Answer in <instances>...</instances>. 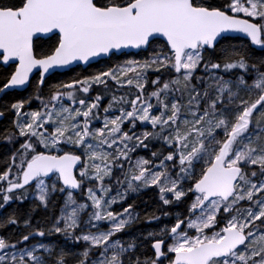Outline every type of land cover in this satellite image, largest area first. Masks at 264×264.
<instances>
[{
	"label": "snow or ice",
	"instance_id": "6c2138e0",
	"mask_svg": "<svg viewBox=\"0 0 264 264\" xmlns=\"http://www.w3.org/2000/svg\"><path fill=\"white\" fill-rule=\"evenodd\" d=\"M242 37L264 49V0H0V97L32 90L0 103L19 140L0 171V211L16 205L0 264H264V57ZM148 189L160 203L143 220L173 222L123 239L140 219L124 202Z\"/></svg>",
	"mask_w": 264,
	"mask_h": 264
},
{
	"label": "trees",
	"instance_id": "16d2710c",
	"mask_svg": "<svg viewBox=\"0 0 264 264\" xmlns=\"http://www.w3.org/2000/svg\"><path fill=\"white\" fill-rule=\"evenodd\" d=\"M235 45L238 46L240 49H247V51L251 54L252 57L257 58V57H264V49H257L254 47V45H251V42L246 40V39H240L237 41H233ZM47 47V45H46ZM143 55V54H142ZM140 56H135V55H129L128 57H119V58H113L105 61H101L95 65H92L88 67L87 69H82L80 67H77L67 73L63 74H56V78L52 81V83H57L60 81H71L75 78H83L92 74L97 73L98 71L102 69H107L109 67H115L116 65H122L124 64L125 60H131V59H140ZM8 70L0 68V86L3 85L4 80L3 77L7 75ZM149 78H153V74L149 73ZM31 89H27L25 92H13L12 95L3 97L0 101V103H3L5 100H14L21 98L23 96H27L31 94ZM104 104H107V99H105ZM34 104L32 105V107ZM12 116L9 113L7 118L3 119L0 122V141H1V146H0V171H3L6 161L8 157L10 156L11 152L15 147H18L19 140L15 141L14 144L10 145L7 142V133L9 131H12V124H11ZM127 127V126H125ZM138 130H140L138 126ZM147 155L145 150H141L137 155ZM78 198L83 200L82 196L78 195ZM61 197L58 198V203L56 205V208L53 210L55 214L59 213L60 207H61ZM132 200H135V208L134 212L139 213L140 219L136 220L131 227L122 235L123 239H129L132 238L138 234L141 233H146L149 230H157L160 227L164 226L165 224L170 225L173 222L174 217L172 218H163L160 221H157L155 223H147L146 221L143 220V217L145 213H151L154 209H158L159 207V200L158 196L156 194L155 189L145 191L138 196H130L129 200L124 202V205H127L130 203ZM16 207L15 204L9 205L6 209L3 211H0V223H2L7 215L13 211V209ZM23 212L27 213L29 210V202H25V204L22 206ZM172 213H186L187 212V204H180L178 206H173L168 209ZM162 211V210H161ZM157 214H160V211L157 212ZM21 220L25 219V216L22 215ZM45 218V213L42 211H38L32 215V221L35 223L37 220H43ZM15 230V226L8 225L7 227L0 228V237H7L13 231ZM56 238L53 237L52 240H55Z\"/></svg>",
	"mask_w": 264,
	"mask_h": 264
},
{
	"label": "water",
	"instance_id": "95a60500",
	"mask_svg": "<svg viewBox=\"0 0 264 264\" xmlns=\"http://www.w3.org/2000/svg\"><path fill=\"white\" fill-rule=\"evenodd\" d=\"M241 39H246V40H248V41H250L248 38H246V37H242ZM254 47H256L257 49H260V48H258L257 46H255L254 45ZM130 52H132V53H135V50H129ZM105 60H109V58H104V60L103 61H105ZM101 62V61H100ZM97 63H99V62H97V61H93V62H91V65L90 66H92V65H95V64H97ZM89 65H84V64H78V65H73L71 68H69V69H58V70H56V74H63V73H67V72H69V71H71V70H73V69H75V68H77V67H81L82 69H87L88 67H90ZM25 91H27V89H15V90H13V92H20V93H22V92H25ZM3 97H0V101H1V99H2ZM3 119H0V122L2 121ZM0 146H1V141H0Z\"/></svg>",
	"mask_w": 264,
	"mask_h": 264
},
{
	"label": "rangeland",
	"instance_id": "374dc122",
	"mask_svg": "<svg viewBox=\"0 0 264 264\" xmlns=\"http://www.w3.org/2000/svg\"><path fill=\"white\" fill-rule=\"evenodd\" d=\"M65 103H70V102H68V101H66ZM30 107H32V106H30ZM36 107V105L34 104V106L32 107L33 109ZM21 139H23V138H21ZM18 143V145H19V142H17ZM141 155V154H140ZM149 190H152V189H148V190H146V191H149ZM145 192V191H144ZM141 193H143V192H141ZM140 193V194H141ZM62 199H61V207H60V210H61V208H62V205H63V200H64V198L63 197H61ZM77 199H78V201H80V202H84V200H81V199H79L78 198V196H77ZM114 207H116V208H121L122 207V205H120V204H117V205H115ZM60 210H59V212H60ZM103 227L106 229L107 227H108V225H107V223H105L104 225H103Z\"/></svg>",
	"mask_w": 264,
	"mask_h": 264
}]
</instances>
